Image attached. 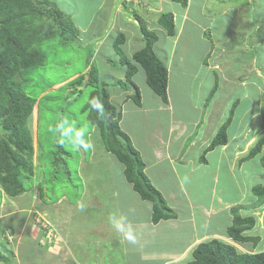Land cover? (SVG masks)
<instances>
[{"label":"rangeland","instance_id":"obj_1","mask_svg":"<svg viewBox=\"0 0 264 264\" xmlns=\"http://www.w3.org/2000/svg\"><path fill=\"white\" fill-rule=\"evenodd\" d=\"M49 1L68 16L78 35L76 37L68 33L66 34L69 35L68 38L64 35L67 41H63L62 37L58 35V30L54 29V35L45 39L39 46L44 63L26 69L19 75L20 89L26 96L36 100L28 119L29 132L34 142L32 156L34 174L30 181L24 184L25 192L13 198L12 201L14 204L29 202V208L28 206L21 207L24 208V214H27L28 219L27 222L24 221V229L21 228L20 231L22 239L25 238V241L21 242V247H23V243L25 246L35 243V246L32 251L24 252V257L20 256L16 262L13 255L6 252L13 253V246L11 247V244L3 241L2 245L0 244V264H45L41 262L44 258L43 253L46 251L44 247L50 249L57 246L53 243L58 242L57 240L60 238L62 241L66 240L65 233L70 229H72L70 231L72 234L76 232L80 238L81 248L88 247L89 242H102L101 244H103L102 247L98 246L101 248V252L94 250L90 252L91 256L89 257H77V262L90 261L94 253L95 257L99 256L102 260H106V264H128L134 261L137 264L149 261L161 264L163 260L177 256L184 249L186 242L182 243V239H178V242L175 239L177 235H171L168 229H159L156 233H154V229L148 237L153 233L154 235L140 240V245L128 240H125V243L120 242V233L113 226L110 217H127L130 214L132 203V209H135V199L140 200L132 192L130 185L125 182L120 163L102 148L98 129L88 121V115L92 111L91 106L86 108V105L93 103L92 93L96 89L102 88L101 84L103 83L108 86L110 94L114 98V91H117L119 87L118 85L112 86V83L120 78L119 74L123 67L120 63L121 59L114 52L112 42L108 40L107 43H104L103 39L106 36L102 33H94L96 31L94 28L102 27L101 20H107L108 13L110 17L112 16L111 11L109 12V4L107 5L106 0ZM189 1L188 19L182 27L179 44L187 42L189 39L192 40L190 49L184 51L186 69L192 65L193 60H200L204 57V62L211 67L210 71H206L204 68L206 73L210 75L214 72L222 78L221 97H216L217 91H215L213 97L210 98L214 113L217 115L222 107L230 109L235 104V92L239 94L243 82L239 80H245L254 74L255 82L264 83L263 79L257 77H264V24L260 23L259 28L253 25L256 21L264 23V0H253L250 11L247 0ZM156 2L158 0L154 1L155 4ZM118 3L116 2V5ZM124 4V8L131 14L136 13L141 17L147 15L144 18L150 23L151 28L157 27L153 10L158 12L159 9H163L164 12H169V4L177 5L165 0V3L160 4L158 8L149 7V5L148 7L142 6L147 10L139 14L135 5ZM92 14L95 16L94 19L90 18ZM131 14L128 15L133 19ZM180 20L181 18H178L177 28L180 26ZM91 22L94 23L91 28L84 31L87 23ZM141 22L144 24L143 18ZM249 22L251 26H249ZM57 23L60 25L59 22ZM55 26L58 25L55 24ZM255 28L257 29L255 30ZM156 34L160 38V46L165 48L170 46L163 34L157 33V31ZM116 36L115 32L114 37ZM169 39L172 40V38ZM102 43L103 45L100 46ZM141 45L143 47L144 43L139 44V46ZM172 48H176L174 56H177L180 52L179 45L172 44L167 50ZM123 51V55L127 57L128 51L125 50L126 54ZM159 56L163 62V58L161 55ZM162 56H164L163 53ZM176 63L174 62V67ZM89 67L96 69L99 86L92 88L84 84L80 86L79 83L76 85L70 83L78 75L87 73L88 69L86 68ZM230 76L232 78L228 79ZM225 78L227 83L224 82ZM170 82V95H172L174 111L177 112V107L183 106L184 99L177 94L178 79L173 76ZM233 82L238 83L237 89ZM203 83L207 87L210 85L209 80L203 79ZM192 86L194 91L198 90L195 81L185 85V88ZM228 88H231L229 95L227 94ZM245 89L249 90L253 87L249 85ZM201 91H204V88ZM237 99L240 103L236 111L240 115L249 105L247 98L238 97ZM262 108V118H264V98ZM177 116L178 114H175L176 118ZM132 117L135 118L134 115L127 116L125 123H131L133 132L134 120ZM145 117L146 114L140 113L139 121L144 120ZM36 141L39 142V146ZM258 184L263 185V182L260 181ZM211 197L212 195L206 194L202 200L206 201V198L211 199ZM245 198L246 200L250 198V193L245 195ZM140 203L147 205L148 202ZM6 204L7 207L11 204L8 199ZM141 209L144 210L142 206ZM22 212L20 210L18 213ZM238 212L241 214L240 210ZM259 215L262 222L264 214L263 216L261 213ZM37 220H43L54 226L57 239H52L50 243L47 242ZM6 221L7 219L0 220V240H3L2 237L5 234ZM261 222L260 226H262ZM90 226L95 227L98 233L92 234L89 230ZM5 229L7 230V228ZM18 232L16 230L13 240H11L13 245L16 239L18 240L20 234ZM36 233H38L37 239L40 245L32 239ZM255 236L263 240L258 241L255 247L251 244L241 246V244L233 243V245L240 253L263 251L264 228L261 227ZM101 237L104 238L103 241L100 239ZM224 237L228 238L226 234ZM228 242L230 241L226 240V243ZM137 250L140 252L136 253ZM85 251L88 250L85 249ZM190 259L191 254L185 255L178 262H186Z\"/></svg>","mask_w":264,"mask_h":264},{"label":"crops","instance_id":"obj_2","mask_svg":"<svg viewBox=\"0 0 264 264\" xmlns=\"http://www.w3.org/2000/svg\"><path fill=\"white\" fill-rule=\"evenodd\" d=\"M154 1L156 0H106L107 5L109 4V12L111 11L112 16L110 17L108 13L107 20L102 19V27L94 28V30H96L94 33H102V35H105L106 37L103 39V42L107 43L109 40L112 42V47L115 39V32L117 35L122 34L124 36V42L121 45V49L122 51L124 50V53L125 50L128 51L127 57L129 58L132 53L142 48V45L139 46V44L143 42L139 33L138 23L134 18L139 15L136 13L131 14L127 11L124 8V3H127V6L131 4L135 5L137 10H139L137 13L141 14L142 11L146 12L144 10H147L142 8V6L148 7L149 5V7L158 8L160 4L165 3V0H158L156 4ZM252 1L253 0H247L249 11ZM116 2L119 3L116 5ZM189 3L190 1L188 0L186 8H182V6L176 3L177 5H168L170 9L169 12H164L163 9H159L158 11L160 13H172L175 27L178 18H181L180 26L178 28L176 27L177 31L174 37L168 36L165 30L157 24L158 14H160L157 10L153 11L155 13V23L159 28L150 27V23L144 18L147 15L142 17L145 19L150 31L155 34L156 31L157 33L163 34V37H166L170 46H172V44L179 45L180 52L177 56H174L176 54V48L167 50L170 46L167 48L162 45L160 46V38L156 34L157 41L153 45V50L157 57L161 55L164 60L163 64L168 72L167 103H164L160 97L147 86L144 72L139 66L136 67V72L132 77V81L139 90L140 105L136 106L129 98L125 100L127 95L132 94L131 90L124 92L118 88L117 91H119V93L117 92L115 94V97L117 96L118 98L117 102L122 108L123 119L121 122L123 123V130L129 135L135 149L139 152L145 164L144 172L146 176L160 192L169 208L175 214L174 219L161 220L153 224L151 222L150 202H148L147 205H142L140 202L147 201H142L137 196L140 201L135 199V209H132V203L130 214L127 216L136 237V243L139 244L140 240L146 239L154 229V233L159 229H168L171 235H177V237H175L177 241L178 239H182V243L186 242L184 249L178 253L177 256L168 260H163L161 264L178 262L182 260L185 255L191 254L197 244L211 239H218L222 242L225 241L224 243H226V240H229L230 242L227 244L233 245L234 242L224 237V234L226 233V228L231 224L232 216L229 210L234 206L241 207V216L252 215L256 219L254 228L245 232L246 235L258 237L255 235L258 234L261 227L263 228L264 221V218L261 222L258 217L260 213L263 216L264 205L253 208L257 198L252 194V188L254 186L259 185L264 187V176H262L263 171L260 164L261 154H257L250 159H244L257 139L264 136V118H262L264 83L255 82L254 74L247 77L245 80H239L243 82L241 83L242 86H240L241 90H239V94L235 92V102H237V104L233 112L232 120L227 128V143L224 146H217L213 150L207 152L204 157L206 163L201 164L200 156L202 151L210 144L218 128L227 119L229 109L227 107H222V110L216 115L210 98L207 101L209 93L214 86L217 89L215 90L217 91L216 97H221L220 88L222 85V78L214 72L210 75L206 73V71H210L211 67L204 62V57L200 60H193L192 65L186 69V54L184 51L190 49L192 40L189 39L182 44H179V41L182 27L188 19ZM128 14H131L133 19ZM90 18L94 19L95 16L92 14ZM260 23L264 24L263 22L256 21L253 25L259 28ZM92 24L94 23H87L83 30L88 31ZM194 26L196 25L194 24ZM249 26H251V23ZM257 28H255V30ZM169 38H172V40ZM92 40L94 41V39ZM96 42L98 41L96 40ZM102 45L103 43L100 46ZM162 53L164 56H162ZM174 62H177L175 67ZM215 67L218 66L215 65ZM204 68H206V71ZM260 69L262 70L263 68ZM124 73L125 70L122 67L121 73L119 74L120 78L114 80L112 86L115 87V85H118L115 84V81H123ZM257 73L259 74V72ZM172 75L178 79L177 94L185 100H183L182 107H177V112L174 111L172 95H170V80L173 77ZM186 77H188V80H186ZM257 77L264 80L263 76ZM202 78L204 80H209L210 85L208 87L204 86ZM231 78V76L228 77V79ZM224 80V82H228L226 78ZM193 81L197 83V91L193 90V86L185 88V85ZM233 83L237 89L238 83ZM249 85L252 86L253 89L246 90L245 88ZM203 88L204 91H201ZM227 91L228 95L231 94V88H228ZM238 97L243 99L247 98L249 105L248 108L245 107L240 115H238L236 111L240 103L237 99ZM224 98H226V96H224ZM122 100H125L126 103L121 102ZM140 113L146 114L144 120L139 121ZM175 114H178L177 118ZM129 115H134L135 117H132L134 120L133 129L135 132L131 131L132 125L130 122H127V124L125 123V119ZM260 181L263 182V185L258 184ZM248 193H250V198L246 200L245 195ZM206 194H210L212 197L211 199L206 198V201H204L202 197H206ZM7 199L11 203L8 207L6 204ZM12 200L13 198H9L1 193L0 220L7 219L4 230L5 228H10L12 231L14 230V233L16 230L20 233L15 244H11L14 252L6 251L12 254L13 259L17 262L20 256L24 257V252L34 249L35 243L33 242V245L28 246H25L23 243V247H21V242H24L25 238L22 239L20 231L21 228L24 229V221L27 222L28 220L27 214H24V208L21 207L28 206L29 208V202L25 204L24 202H17V204H14ZM141 206L144 210L141 209ZM14 209H16L15 211L19 212L21 210L23 212L18 213L15 212ZM260 222L262 226H260ZM71 230L72 229L66 231V240L63 239L62 241L60 238V240H57L58 242L53 243V245L57 246L50 249L44 247L46 251L43 253L44 258L41 260L42 263L106 264V260H102L99 256L95 257L94 253L90 261L77 262V257H89L91 256L90 252L94 250L99 251L101 248L98 246L102 247L103 244H101L102 242H89L88 247L84 246L81 248L79 244L80 238H78L76 232L72 234L70 232ZM89 230L92 234L98 233V230L96 231L93 226H90ZM119 233L120 242L125 243L126 239L124 235L121 232ZM154 233L152 235H154ZM37 234L38 233H36L32 239L36 240L40 245L37 239L39 236ZM152 235L150 237H152ZM2 238L3 240H0L1 245L3 241L5 242L4 235ZM100 239H102V237ZM261 241L263 240L259 238V242ZM18 243L20 244L18 245ZM248 244L253 246L252 242L246 243V245ZM96 245L97 247L95 248ZM243 245L245 244H241V246ZM85 249L88 251H85ZM137 252L140 251L137 250L136 253ZM246 253L250 252L247 251ZM128 264L137 263L134 261ZM138 264L155 263L149 261Z\"/></svg>","mask_w":264,"mask_h":264},{"label":"trees","instance_id":"obj_3","mask_svg":"<svg viewBox=\"0 0 264 264\" xmlns=\"http://www.w3.org/2000/svg\"><path fill=\"white\" fill-rule=\"evenodd\" d=\"M186 8L187 0H169ZM139 33L144 43L140 50L129 58L122 53L121 45L124 36L119 34L113 41L115 54L121 59L125 70L123 81H115L121 91H132L126 99L136 106L140 105V93L132 81L139 66L145 75L147 86L160 99L167 103L168 72L163 62L156 56L153 45L157 41L154 32L148 29L141 16H135ZM59 22L60 25L57 23ZM57 24L58 26H55ZM159 24L170 37L176 35V27L172 13L158 14ZM58 30L63 41L71 34L78 35L68 16L59 11L48 0H0V198L1 192L9 198H15L25 192L24 184L34 174L32 156L34 142L28 128V119L36 100L31 99L20 89L19 75L26 70L42 65L43 56L39 46L45 39ZM64 35L66 38H64ZM81 86H99L96 69L89 67L87 73L80 74L70 81ZM96 89L93 103L87 104L92 113L88 121L98 129V136L105 152L113 156L122 166L123 178L131 186L132 191L142 200L151 204V222L174 219L175 214L169 208L160 192L153 186L144 172L145 164L135 149L129 135L121 127L123 113L114 91V98L107 85ZM79 86V87H80ZM111 88V87H110ZM108 90L109 92L107 93ZM216 90L214 86L207 101ZM125 100L121 102L126 103ZM206 101V103H207ZM228 111L226 121L218 128L210 144L202 151L200 163L205 164V154L217 146L227 143V128L232 120L237 102ZM39 146V142L36 141ZM261 154L260 164L264 176V136L257 139L244 159ZM252 194L257 198L253 208L264 205V187L254 186ZM240 206L229 210L231 224L226 228V236L234 243L252 242L255 247L259 237H252L245 232L252 230L256 224L254 216H241ZM264 228V221H263ZM173 264V263H172ZM174 264H264V250L256 253H240L231 245L218 239L200 242L191 252V259Z\"/></svg>","mask_w":264,"mask_h":264},{"label":"clouds","instance_id":"obj_4","mask_svg":"<svg viewBox=\"0 0 264 264\" xmlns=\"http://www.w3.org/2000/svg\"><path fill=\"white\" fill-rule=\"evenodd\" d=\"M1 193L3 194V192H1ZM110 220L113 223V226L117 229V231L121 232L124 235V238L126 240H128L131 243H135L136 242V237L134 235L133 229H132V227H131V225H130V223H129V221H128V219H127L126 216H119L118 218L116 216H112V217H110ZM43 222H45V221H43ZM39 225H40V223H39ZM40 228H41L42 235L45 237L46 236V230L43 229L41 227V225H40ZM14 235H15V233L12 231V229H10V228H7V230L5 229V234H4V240H5V242L7 244H12L13 242L11 240H13ZM46 241L48 242L47 239H46Z\"/></svg>","mask_w":264,"mask_h":264},{"label":"built area","instance_id":"obj_5","mask_svg":"<svg viewBox=\"0 0 264 264\" xmlns=\"http://www.w3.org/2000/svg\"><path fill=\"white\" fill-rule=\"evenodd\" d=\"M37 222H39L41 227L46 230L45 238L48 240V242H50L52 239L54 240L57 239L56 231L52 225H50L47 222H43V221L40 222L39 220Z\"/></svg>","mask_w":264,"mask_h":264}]
</instances>
